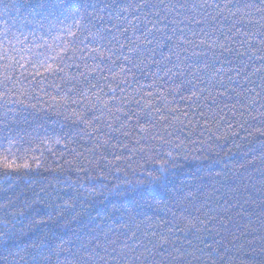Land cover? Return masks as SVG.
I'll list each match as a JSON object with an SVG mask.
<instances>
[{"label":"trees","instance_id":"obj_1","mask_svg":"<svg viewBox=\"0 0 264 264\" xmlns=\"http://www.w3.org/2000/svg\"><path fill=\"white\" fill-rule=\"evenodd\" d=\"M73 2L82 5L77 19L84 31L72 19L61 23L62 17L44 21L24 12L21 20L15 10L0 16V39L9 27L20 41H11L19 64L8 70L7 84L0 61V156L10 147L8 163L21 165L6 175L0 159V264H31L28 253L35 255L32 245L41 236L50 245L41 264H83L97 253L95 264L264 260V93L256 96L264 72L253 74L259 60L239 73L229 71L248 64V57L238 59L220 47L243 52V33L261 31L264 21L243 9L253 0H164L176 6L169 20L185 21L177 25L172 52L140 43L156 52H144L140 68L146 75L127 72L126 64L121 73L118 63L114 72L102 74L106 79L91 72L96 65L89 59L95 47L90 41L98 27L113 33L128 28L133 36L142 0H115L127 7L124 12L113 0ZM232 13H238L235 20ZM69 28L84 43H67L74 39ZM136 37L143 40L142 26ZM48 45H62L55 53L66 58L63 73L49 75L29 63L28 49L44 51ZM256 47H264L259 38ZM161 51L171 62L157 66L153 61ZM225 59L233 63H224L223 73L212 79L202 75L204 84L191 74L167 72L173 64L174 72L190 64L191 73L205 61ZM133 76L130 86L120 83Z\"/></svg>","mask_w":264,"mask_h":264},{"label":"snow or ice","instance_id":"obj_2","mask_svg":"<svg viewBox=\"0 0 264 264\" xmlns=\"http://www.w3.org/2000/svg\"><path fill=\"white\" fill-rule=\"evenodd\" d=\"M113 5L117 9H120L121 12L127 11V7H123L118 3H115L113 0ZM88 7H92L95 10V5H88ZM103 8L109 7L108 4H104ZM141 10L142 15H137L135 19L139 22L138 24H132V33L133 36L128 35V28H124L122 31L117 27V33H113L111 28H97V32L95 37L90 41V43L95 44V47L90 49L93 53L89 57L96 65L95 68L91 69V72L96 73L100 79H106L102 74L104 72H114L117 64L119 63L120 72H125L124 65L126 64L127 72H132L133 69L140 70L141 75H146L143 69L140 68V65L143 64V56L145 51H151L153 55L156 54L155 49H142L139 44L143 42H147V44H156L157 47H168L169 52H172L173 41L176 36V32L178 31L177 25L181 23H185L184 20H179L177 17H172L169 20L170 13L175 10V5H167L164 3V0H157V2H153V0H142L141 4L136 6ZM180 8H184L185 5H180ZM243 9H248L254 11L255 14L259 15L261 21H264V0H253V2H248L243 4ZM15 10L17 14L20 15L21 20L24 19V12H27L29 16L35 18L40 17L42 20L47 21L49 18L60 19L61 23L64 20L72 19L74 23L80 28L81 31L85 30V25L81 24L80 20L77 19V15L82 10V5L79 3L73 2V0H0V16H9L12 11ZM239 13V8H238ZM238 13H232L231 18L235 20V17ZM90 16L92 14H89ZM83 18V17H82ZM121 16H117V19H121ZM102 19V18H101ZM111 19V17L109 18ZM188 19V18H186ZM190 22L199 23L195 21L194 18L190 20ZM91 23V21H89ZM240 23H243V19H241ZM249 23L255 25L256 22L249 19ZM151 24L152 27L149 28L148 25ZM140 26L143 27V40L141 41L139 37L133 38L135 33L140 30ZM43 27V25H41ZM115 27V26H114ZM261 31L251 32L245 31L243 33V37L240 39V46L244 48L245 45L248 47L245 48L243 52H240L238 49H233L228 47L226 44L220 45L223 52H227L229 55L235 54L238 59H243V57H248V64H242L241 68L231 69L229 71L235 70L238 73L241 72L244 68L251 67L252 63L256 60L261 62V67L253 68V74H259L264 72V47L257 48L256 41L259 38V43L264 46V24L260 25ZM237 32V36H241V33L238 28H234ZM181 34L183 33L182 29H179ZM203 31V30H202ZM167 33V34H165ZM68 35L72 36L73 41H68L67 43H76L82 44L84 41L79 40L76 33H74L71 28L68 29ZM207 35V33H205ZM3 37L4 39H0V61H4L5 67V80L4 83L7 84L10 79L8 76V70L14 69L19 61L15 59L13 53L19 54L17 48L12 45L11 41L13 39L17 40V43H20L18 38L14 33L11 32L9 27H5L3 29ZM152 37V39H149ZM54 39H56L54 37ZM225 39H228L227 37ZM126 41L127 43H124ZM188 43H192L188 41ZM215 43V42H214ZM119 45V48L109 47V45ZM200 44H204V41L201 40ZM56 47H62V45H48L44 51H33L32 49H28L29 53L32 56V59L29 63L33 66H39L44 68L45 73L49 75H56L57 73H63L64 68L60 66L65 61V56L60 55L59 53H55ZM209 48L212 45H208ZM128 49V54L123 53V49ZM107 50L108 55H104V51ZM186 51V49H185ZM51 53H55L52 55ZM160 60L153 61L157 66H160L163 62H171L170 57L165 55L164 52H160ZM115 57V58H113ZM177 60H180L179 54H177ZM51 61V63H49ZM217 63H221V67H216ZM231 65L233 61L224 60L221 62L220 60L213 61L211 63L205 61L202 68H198L196 72L189 73V69H191L190 64H185L184 70L173 71V68H176L177 65L173 64V68H168L167 72L172 77H184L186 75L191 74L199 83L204 84L206 81L201 78L202 75L208 76L209 79H212L214 76L220 75L223 73L224 68L223 64ZM53 64H56V67H53ZM103 65V67H102ZM23 67V65H20ZM166 66V64H165ZM199 73L200 75H197ZM81 75H84L81 73ZM156 75V73H153ZM85 81L88 80V76H84ZM136 81V77L133 76L130 80L126 77L124 81H121V84L131 85L132 82ZM185 83V81H182ZM187 84H191L193 88L196 87L195 84H192L191 80L186 81ZM92 87H96L97 85H91ZM221 86H223L221 82ZM58 87V86H57ZM119 87V85H117ZM123 91V89H120ZM254 89H246L245 91L251 93ZM204 89L200 90L201 94ZM235 91V89H233ZM264 93V77L261 78V91L256 92V96L259 97ZM195 96L196 93L193 92ZM221 96L223 93L220 94ZM213 99V103L216 102L215 98ZM255 99H253V103H255ZM123 126V125H122ZM111 127V125H109ZM143 131V129H141ZM59 142V141H57ZM13 156L11 148L4 150L0 159L3 161V170L4 173L10 174L11 171L18 170L21 165H15L8 163L10 157ZM23 167H28V165H23ZM189 227H192L189 225ZM4 235L7 239H11L8 235L7 231H5ZM40 243H36L32 245L33 248L37 249L35 255L32 253H28L31 258V264H41V257L43 256L44 251L50 250V245L46 246V237L41 236ZM3 248L7 250L8 244L4 243ZM210 247V246H209ZM264 251V249H262ZM126 255V254H123ZM211 255V253H209ZM96 255H89L83 261V264H95ZM117 258H122V254L117 253ZM23 259V257H21ZM100 260H103L104 257H99ZM77 264H81L78 260ZM258 264H264V260L258 262Z\"/></svg>","mask_w":264,"mask_h":264}]
</instances>
